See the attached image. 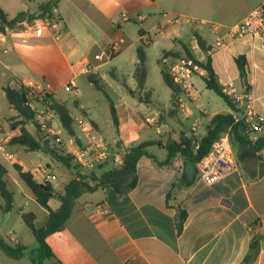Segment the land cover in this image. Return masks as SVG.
<instances>
[{"label":"crops","instance_id":"0c3cea01","mask_svg":"<svg viewBox=\"0 0 264 264\" xmlns=\"http://www.w3.org/2000/svg\"><path fill=\"white\" fill-rule=\"evenodd\" d=\"M49 1L0 0V7L8 14L9 20L16 19L12 28L0 33V88L3 91L6 87L16 88L19 82L24 81L41 83L55 100L65 105L59 94L65 91L69 82H73L75 91L72 94L76 97L73 105L80 108V115L88 117L79 101L83 95L79 81L87 77L96 88L93 81L99 83V77L106 79L107 72L120 81L124 76L123 68L129 66L131 81L121 83L127 89L133 88L131 97L119 95L118 101L112 100L119 121L116 141L119 147L115 143L111 148L108 143L113 150L109 151V160L102 164L107 165L98 172L121 165L124 151L129 147L143 142L165 145L161 140L150 138L154 132H164L163 135L173 133L176 137L173 141H178L183 131H189L188 128L169 125V118L173 117L175 109L173 102L171 109L158 112L156 117L148 107L150 95L148 99H142V95L147 93L145 87L149 70L145 46L158 53L162 69L168 67L161 61L167 53L183 56L187 48L202 61L210 55L220 85L233 84L238 93L248 86L252 108L264 120L262 40L249 36L240 39L225 37L226 47L223 50L207 54L199 48L194 33L206 44L211 43L215 36L208 25L170 24L163 14L183 13L176 11L172 5L164 4L165 1L57 0L54 13L63 31V38L58 41L49 31L39 36L31 29L38 21L31 18L39 14V4ZM259 2L250 0L238 18L219 24L228 27L238 23ZM202 3L203 0H197L196 4ZM23 15L27 16L26 20L19 22ZM28 18L29 23H26ZM130 23L139 24V27L135 28ZM146 35L150 36V42L141 45L140 38ZM114 44L117 45L113 47ZM140 46L147 56V79L142 90H139L134 78L138 64L137 48ZM238 56H245L247 61L246 83L241 80L235 62ZM9 107L18 117L17 112ZM227 113H232V110ZM1 114L0 106V123ZM214 114L209 112V116ZM176 116H179L178 112ZM76 117L79 116H73ZM206 118H202L203 125ZM5 119L8 121L9 118ZM90 120L100 133L97 123ZM29 126L32 124L26 125L27 130L35 136ZM11 127L9 131L0 125V164L7 171L5 179L9 175V167L15 170L14 164L32 172L39 183H44L47 174L56 173V179H59V167L46 160L45 153L34 152L37 156L33 160L29 158V164H33L30 166L12 151L14 146H20L12 144L11 140L19 136L21 130L19 126ZM164 127L168 130L164 131ZM6 138V152H2L1 146ZM160 144L153 146L166 151ZM233 150L238 171L212 186L197 178L192 184H187L182 177L185 163L182 158L176 157L171 165L159 167L156 161H164L167 154L160 159L149 152L156 161L148 157L138 161L137 182L129 192L122 194L109 186L94 192H83L75 199L63 228L47 238L53 254L61 264H264V151L261 152L263 158L258 160L253 156L257 154L250 153L246 148L236 147ZM251 161H254L253 169ZM66 172L73 176L70 170ZM69 176H64L61 188L69 183ZM55 180L50 183L57 190ZM49 206L55 210L60 202L52 199ZM179 211L186 213L181 232L176 225ZM255 236H260V239L255 250L251 251L250 244ZM45 264L56 263L50 259Z\"/></svg>","mask_w":264,"mask_h":264},{"label":"trees","instance_id":"16d2710c","mask_svg":"<svg viewBox=\"0 0 264 264\" xmlns=\"http://www.w3.org/2000/svg\"><path fill=\"white\" fill-rule=\"evenodd\" d=\"M56 7L57 0H50L49 2L41 3L38 6L39 14L31 19H57V16L54 13ZM26 23H29V18ZM15 24L16 19L9 20L8 14L0 7V33L5 32L7 28H12ZM196 38L199 48L206 53L208 51V45L200 36H196ZM165 55L173 56L174 58L187 56L196 59L194 54L187 48H185L183 56L172 53H167ZM137 58L138 64L134 72V78L137 82L139 90H142L147 79V56L144 52V48L141 46L137 48ZM235 62L237 64L241 80L246 83L248 71L245 56H238L235 59ZM200 64L207 70L208 73L207 77L203 79L205 81L206 88L224 99L229 109L233 110L234 106L232 101L223 93V87L220 85L217 74L213 69L211 56L207 55L205 60ZM161 75L166 86L172 91V102L174 104V99L178 89L169 77L166 68L162 69ZM93 83L98 90L105 92L98 82L93 81ZM247 88L249 89L248 86ZM4 93L8 104L17 112V118L20 119L16 122V124L12 125L19 126L21 133L19 136L12 138L11 143L14 145L24 146L31 152L41 151L45 154H49L55 160L62 163L65 168L70 170L74 162L73 156L59 153L55 149L54 138L41 135L38 124L35 121L34 112L26 105L27 93L25 90L18 87H6L4 88ZM105 95L109 101L112 123L118 134L119 121L116 109L110 96L106 92ZM47 96L52 100V105L49 108L56 114L61 128L71 138L78 137L76 131L78 125L67 107L55 100L51 93H47ZM173 112L172 116L174 117L177 115L176 109H174ZM27 124H34L37 136L32 135L27 130ZM204 126L205 134H203V137L198 142L199 148L197 150L195 149L197 140L189 131H183L180 134L178 141L169 140L165 145H162L159 142H143L136 146L129 147L124 151L122 163L119 167L108 168L101 173L98 172L101 171L105 165H107L105 164L94 168V171L92 170L89 174H82L80 172L77 174L73 173V176L75 177L69 181V183L64 187L63 192L60 193L57 192L51 183L37 182L32 172L25 171L20 165L14 164V168L20 179L31 190L36 203L45 209L48 212V215L45 223L41 226H37V218L34 214L29 212L21 213L24 223L32 232L37 243L36 253L28 252V247L20 242L13 244L11 241H6L1 236L0 249L8 258L13 260H20L27 257L32 264H45L47 260L53 259L56 264H61L53 254L47 242V238L63 228L69 218L75 199L83 192H94L95 190L109 186L113 187L117 192L122 194L129 192L135 187L137 182L136 168L138 161L142 157L152 158L156 161V158H154V156L148 151V148L151 145L160 144V146L166 150V159L162 162L156 161L159 167L171 165L176 157H180L184 161L198 163L210 152L213 142L225 133L229 134L231 143L232 140L236 141V146H234L235 148L237 146L246 148L252 154H259L264 151V134H262L256 142L250 141L245 129L240 125L234 124L231 113L208 116ZM77 142L81 144L79 139ZM50 144H52V147L49 146ZM116 147H119L118 143H116ZM79 166V164L75 165L76 168ZM6 173L7 171L5 167L0 164V198L3 201L0 202V214L9 213L14 209V193L8 188L7 181L5 180ZM52 199H56L60 202L59 208L55 210L51 209L49 202ZM178 214L179 216L176 225L178 231L181 232L186 219V213L184 211H179ZM259 239L260 236L253 237L250 244L251 251L255 250Z\"/></svg>","mask_w":264,"mask_h":264},{"label":"built area","instance_id":"2783aa9c","mask_svg":"<svg viewBox=\"0 0 264 264\" xmlns=\"http://www.w3.org/2000/svg\"><path fill=\"white\" fill-rule=\"evenodd\" d=\"M168 21L170 24L193 23L198 26L208 25L215 38L214 41L207 44V54L223 50L226 47L225 37L240 39L249 36L264 42V0H260L259 4L238 23L228 27L203 21L198 24L187 17L168 19ZM31 29L39 36L43 32L49 31L56 40L60 41L63 38V31L57 19L45 18L38 20ZM140 41L141 45L147 44L150 42V36H141ZM196 42L198 44L197 38ZM115 45L117 44H114L113 47ZM161 61L163 64H168L166 70L178 89L174 99V107L179 116L182 117L183 122L186 121L190 124L189 132L197 140L195 146L197 150L199 148L198 142L203 137L202 129L204 125L202 118L209 116V112L200 106L198 90L193 78H206L208 75L207 70L200 64L203 62L202 60L187 56L174 58L165 55L161 58ZM17 87L24 89L27 93L26 105L33 110L41 135L54 138L55 149L59 153L64 152L72 155L75 163L89 169H94L109 160L110 146L108 142L94 128L93 123L86 115L82 114L75 118L82 137H72L67 148H64L61 146V131L58 129L57 116L49 108L52 105V100L47 96V93L50 92L43 84L32 81L19 82ZM65 91L74 93L75 84L69 82L65 86ZM222 91L232 101L234 106L231 113L234 124L242 126L249 140L256 142L264 134V120L252 108L251 90L245 86L244 91L238 93L236 87L233 84H229L224 86ZM78 139L81 144L77 142ZM6 143H8L7 138L3 140L2 152H6ZM196 164L198 169L196 178L207 186H212L225 176L237 172L238 164L229 134L225 133L218 137L213 142L210 152ZM55 179V175L47 174L44 176L43 182L50 183Z\"/></svg>","mask_w":264,"mask_h":264},{"label":"rangeland","instance_id":"374dc122","mask_svg":"<svg viewBox=\"0 0 264 264\" xmlns=\"http://www.w3.org/2000/svg\"><path fill=\"white\" fill-rule=\"evenodd\" d=\"M165 1L164 4L172 5V7L183 14H163L166 15V19L173 20L175 18L187 17L194 20L196 23H200L202 21L209 23H226L229 22L230 19L238 18L247 8L250 0H203L202 5H197V0H160ZM195 8L194 12L193 9ZM169 15V16H168ZM135 28L139 27V24H132ZM181 24V23H180ZM134 28V29H135ZM189 33V31H188ZM191 34V33H189ZM195 37L199 36L194 33ZM191 36V35H190ZM214 41V40H213ZM150 47L145 46V51L148 54V82L146 84L145 90L146 94L142 95V99H148L150 95L151 103H149L148 107L152 111V114L158 117V112H167L172 108V91L163 81L161 71L162 65H160V61L158 58V53L149 50ZM107 70H110L108 68ZM124 76H121L120 81L114 79L109 75V72L106 73V79H102L99 77L98 81L103 90L110 96V98L116 102L119 100V95L124 96L126 98H130V91L133 89L130 87L127 89L122 86L121 81L130 82L129 76V66L123 68ZM80 89L83 92L82 97L79 98V101L84 105V111L87 113L89 119L95 121L98 125V129L105 140L115 146L117 141V132L113 126L111 114L109 110V101L106 98L105 92L97 90L94 86H92L87 77H84L80 81ZM193 82L198 90L199 102L202 107L206 108L210 113L215 114H224L228 112L230 109L227 103L216 95L213 91L206 88L205 81L200 77H194ZM121 86V87H119ZM240 86V84H239ZM147 97H146V96ZM59 97L65 103L67 109L71 112L73 116H80L81 110L80 108L73 105V102L76 100V97L73 96L72 93L61 91ZM0 106L2 108L1 114V127L5 129H9L11 131L12 124H16L17 117L14 115V111H10V107L8 105L7 99L5 98L4 91L0 88ZM14 115V116H10ZM82 115V114H81ZM179 115V114H178ZM9 116V117H8ZM8 121H6V118ZM182 120L181 116H174L169 118V125L172 127H179L189 129L190 124L184 121L183 124L180 123ZM8 122V123H7ZM10 124V125H9ZM9 125V128H8ZM58 129L61 131V146L67 148L71 137L61 128L59 122H57ZM170 126V127H171ZM31 131L37 136L35 126H29ZM164 131L168 130V128H163ZM78 136L82 137V134L79 128L76 129ZM163 132V131H162ZM202 133L205 134V128L202 129ZM162 134V135H161ZM163 133H153L150 137L151 139L161 140L164 143H167L169 139L171 141L174 140L175 135L171 133V135ZM233 147L236 146V141L232 140ZM10 146V145H8ZM52 147V144L49 145ZM55 146V145H54ZM238 147V146H237ZM235 149V147H234ZM113 150V149H111ZM110 150V151H111ZM8 152H11L7 150ZM12 151L17 152L20 157L25 159L28 165L32 166L33 164H29V158L31 160L35 159L37 153H30L25 147L21 148L20 146H14ZM148 151L154 153L158 158L165 157L166 151L160 149L158 146L151 145L148 148ZM30 154H24V153ZM67 154V153H62ZM244 154V153H243ZM256 156L258 160L262 159V153H259ZM240 157V153H239ZM46 160H50L51 164L59 167V179L57 178L54 182V185L57 186V192H63L62 185L64 184L63 178L64 176H69L68 172L65 173L68 169L63 166L62 163L55 160L49 154H46ZM112 160V157L110 158ZM252 169L254 161H251ZM78 163L73 162V166L70 169L73 173H82L89 174L94 169H89L83 166H79L78 168L75 165ZM120 165H116L119 167ZM57 171V168H55ZM58 173V172H57ZM65 173V174H64ZM56 175V173H55ZM75 176H69V179H73ZM8 183L9 189L14 193V209L6 214H0V236L3 237L6 241H11L13 244L22 243L28 247V252L36 253L37 243L34 239L32 232L29 230L27 225L24 223L21 213H32L37 218L36 224L37 226H41L45 223L47 216L46 210L43 209L39 204L36 203L34 196L31 190L26 186V184L20 179L18 173L12 168L9 167V175L5 179ZM58 201V200H57ZM1 202L2 199H1ZM59 202V201H58ZM0 264H32L31 261L27 258H24L20 261L13 260L8 258L5 253L0 249Z\"/></svg>","mask_w":264,"mask_h":264},{"label":"water","instance_id":"95a60500","mask_svg":"<svg viewBox=\"0 0 264 264\" xmlns=\"http://www.w3.org/2000/svg\"><path fill=\"white\" fill-rule=\"evenodd\" d=\"M26 15H23L22 18H19V22L26 20ZM198 169L197 164L192 161H185L182 177L187 184H192L197 175Z\"/></svg>","mask_w":264,"mask_h":264}]
</instances>
